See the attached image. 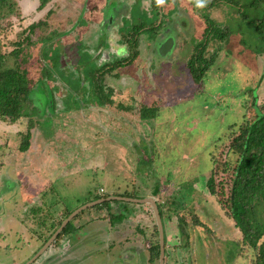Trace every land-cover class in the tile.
<instances>
[{
  "label": "rangeland",
  "instance_id": "374dc122",
  "mask_svg": "<svg viewBox=\"0 0 264 264\" xmlns=\"http://www.w3.org/2000/svg\"><path fill=\"white\" fill-rule=\"evenodd\" d=\"M15 1L13 13L2 20L1 40L4 43V52L13 50L16 46L12 42L23 40L29 26L38 19L43 20L45 17L48 23L36 28L31 41L29 43L25 41L23 50L21 49L16 57L8 56L6 62L8 66L12 65L14 59L17 65L27 68L35 84H40L36 87L34 85L32 92L36 90L33 98L37 101L34 103L37 112L39 111L40 116L46 117L40 123L41 131L47 132L45 135L48 139L54 140L47 146L54 149L49 159L53 155L58 159L61 152L54 146L56 141L62 142L66 138H72L73 143L80 140L81 143L76 145H80V152L82 150L85 152V156L80 159L79 169L73 175L59 176L52 183L53 188L49 190V196L54 201L61 202L63 206L65 204L69 209L86 203L90 194H95L102 187L104 191L113 193L117 189L115 187L119 186L122 189L120 193L130 195L128 197L136 196L139 188L150 182L161 184L163 189L164 187L170 189L173 184L166 178L173 176V169L181 168L188 170L190 178L181 180L184 182H181V190L173 192V201L176 204L173 207L180 210L183 203L190 201L189 194L192 196L196 194L195 184L198 181L202 182L207 177L205 174L215 168L216 162L211 159V154L216 141L223 137L230 124L239 125L244 119L245 103L250 98L257 97L260 99L259 102L264 99V4L258 0L252 4H250L252 0H236L235 4L232 3L235 0H220L223 1L222 8L219 0L217 2L214 0L209 14L214 20L217 18L218 22L213 24H217L221 33L227 30L229 34L224 42L211 40L209 50L219 48L220 42L222 47L218 50L216 62L203 75L201 81L196 82L192 78L187 65L189 55L177 54L178 58L174 60L172 57L169 58L173 52L167 55L168 62L160 71L156 72L158 67L152 68L154 78L150 85L152 87H148L145 92L143 89L140 90L137 92V98L130 97L123 103L118 101L119 99L113 101L110 97H106L109 100L107 101L101 99V95L81 90L73 74L61 71V76L57 77L55 73L58 72L62 60L75 67L81 64L89 67L90 52L76 51L77 42L66 40L61 42L55 38L42 40L49 35L50 25L56 27V24L64 21L65 17L54 14L45 16L49 7L40 9L37 0ZM204 1L199 0L200 4ZM87 2L89 8L90 0ZM112 2L114 0H91L92 5L98 7L109 3V7L112 8ZM202 10L203 8H198L199 12ZM144 20L150 21V17ZM179 21H185L186 24L183 26L187 27L186 19L180 18ZM191 35L194 39L201 36L195 29L191 31ZM155 58H160L158 61L164 59L160 54ZM93 66L91 64V67ZM43 75L45 78L41 82ZM71 87L82 91V94H79L81 101ZM54 109L58 114L61 112V116L58 114L53 116L56 119L55 123L48 119L50 113L54 114ZM21 141V136L16 138L14 134L0 130V163L3 165L0 166L1 177L5 168L10 170V163L19 158L16 153L20 150ZM64 144L63 147L68 146ZM82 146L89 147V151H85ZM229 146L228 141L223 150L219 151L218 163L225 160ZM66 150L68 149L63 150L66 152L63 157L71 156V152ZM217 168L215 174L218 193L214 194V198L227 209L234 175L231 172H221ZM13 177L21 178L18 175L7 174L10 181ZM135 187V192H131ZM117 202H109V208H112L114 203L128 208L132 204ZM194 207L189 209L193 210ZM9 208H13V205ZM255 208L254 213L258 219L264 221L262 204ZM166 211L168 212L166 216L168 214L171 216V212L168 209ZM30 213L38 217L40 223H45L46 215L48 216L44 214L46 211L43 208L41 210L32 208ZM88 213L92 217L98 215L100 211L90 210ZM163 216L165 222L164 213ZM5 217L14 220L7 213ZM113 219L117 217L114 216ZM112 222L114 226L117 224V220ZM9 223V226L3 224L6 228L1 229V235L6 236L7 242L18 243L14 238L15 232L22 226L19 222ZM101 226L105 231L109 230L107 224L102 223ZM89 228L93 230L96 227ZM237 246L241 251L243 264H251L255 252L252 248L242 251L240 243L232 245V242L226 244L220 242L218 254L226 252L229 256L230 252L236 251ZM4 248L6 247L3 245L0 249ZM145 249L139 244L136 253H146ZM125 251L123 248V254H126ZM200 251L201 247L196 243V255L199 258ZM145 253L142 254L143 258L141 256L143 264L146 262ZM4 254L9 255V251L2 253L1 250V262L8 257ZM227 256L225 257L228 258ZM201 262L200 259L198 264Z\"/></svg>",
  "mask_w": 264,
  "mask_h": 264
},
{
  "label": "flooded vegetation",
  "instance_id": "af4514ba",
  "mask_svg": "<svg viewBox=\"0 0 264 264\" xmlns=\"http://www.w3.org/2000/svg\"><path fill=\"white\" fill-rule=\"evenodd\" d=\"M62 1L37 0L40 9L49 7L45 16L54 14L65 17L56 27L50 25L49 35L42 40L55 38L61 42H77L76 51L90 52L91 55L88 60L89 67H85V64L75 67L62 60L61 69L55 73L56 76H61V71L73 74L81 90L101 97L105 95L107 101L109 100L106 97L113 101L119 99L122 103L127 102L130 97L137 98V92L140 90L145 92L148 87H152V68L158 67L156 72L160 71L169 58L176 60L177 54L189 55V63L195 47L204 40L208 21L214 20L209 14L210 7L213 6L212 0H203L202 4L199 0H114L112 8L109 3L99 7L93 6L91 0L89 8L87 0ZM222 2H219L220 7ZM235 2L236 0L232 3ZM9 4L10 7L6 8L8 10H3L2 14L5 16L1 21L13 13L16 1L9 0ZM199 7L203 8L201 12L198 11ZM146 17H150V21H145ZM180 18L187 20L186 28L183 26L186 22H180ZM42 19L29 26L27 43L31 41L36 28L48 24L45 17ZM214 22L217 23L218 19ZM193 29L201 34L199 38L192 37ZM170 53H173L172 56L166 58ZM157 54L164 59L158 61L160 58H155ZM14 61L13 59L9 67H14ZM91 64L94 66L91 67ZM123 78L125 80L121 81ZM71 88L81 101L82 91ZM104 194L106 193L98 191L80 206L71 209L63 207L61 216L49 218L48 215L45 223H40V230L32 232L25 242L23 241L25 244L21 249L10 246L0 249V253L1 250L2 253L9 251V255L4 254L8 257L0 261V264H143L141 256L145 252L136 253L139 244L146 248L145 264H159L160 255L157 259L153 257L154 245L160 243L155 216L152 218L155 222L154 240L145 239L140 233L132 231L135 225L139 224L144 228L147 223L146 218L137 215L131 219L130 227L123 223L117 231L112 221L117 220L116 223L120 224L124 219V209L121 204L114 203L112 208H109L108 204L116 201L88 206L68 219L73 211L85 204L107 198L103 197ZM90 210H99L100 213L90 217ZM114 216L117 219H113ZM66 221L68 222L64 228L55 235ZM102 223L109 226L108 231L103 229ZM90 226L96 228L90 230ZM69 242H72V245ZM29 245L31 251L27 248ZM123 248L126 254H123Z\"/></svg>",
  "mask_w": 264,
  "mask_h": 264
},
{
  "label": "crops",
  "instance_id": "0c3cea01",
  "mask_svg": "<svg viewBox=\"0 0 264 264\" xmlns=\"http://www.w3.org/2000/svg\"><path fill=\"white\" fill-rule=\"evenodd\" d=\"M259 1L264 4V0ZM36 108L34 104L28 105L25 103L22 109L24 112L15 122L0 118V130L14 134L16 138H19L21 133H25L28 128L31 131L29 149L26 151L18 150L16 156L19 158L15 162L10 163V170L9 168H5L3 177L0 176V248L4 245L5 247L10 246V248L21 249V246L25 244L26 238L32 232L40 230L39 218L30 213L32 208L39 210L43 208L46 211L44 214H48L49 218L61 216L63 207L65 209L68 207L65 204L63 206L59 201H54L49 196V190L53 188L52 183L59 176L66 174L73 175L81 165V157L85 156V152L82 149L83 153L79 151L80 145H76L81 143L80 140H77V143H73L72 138H64L65 140H62V142L56 141L57 143L54 146L61 152L59 153L60 155L58 154V159H56L55 155L49 159L54 149L47 146L53 143L54 140L48 139L45 135L47 132L42 133L40 123L46 117L40 116ZM57 114L54 109V114L50 113L48 119H51L55 123L56 119L53 116H61V112ZM64 143L68 144V146L63 147ZM82 148L85 151H89V147L87 146H82ZM65 149L71 152V156L63 157L66 153L63 152ZM0 164V166H3L2 163ZM172 171H174L173 176H169V179L166 178V180L172 182V188L164 187V190L161 184L156 185L150 182L146 183L145 187L139 188L138 194H136L138 197L133 196V198L154 197L158 203H163V213L166 218L164 222V216H162L165 229L166 264H198L200 259L203 262L201 264H243V259H241L242 254L238 246L236 251L233 250L229 253V256H227L228 253L226 252L218 254L220 242L225 244L232 242V245L240 243L241 245L240 237L242 238V232L236 221L227 215V209L216 202L214 195L209 191L207 181L211 175V171L205 174L207 177L202 182L198 181L195 184L196 194L194 196L189 194L190 201L183 203L180 210L173 207V205H176L173 201V192L181 190V180H186V177L190 178V174L188 170H181V168L178 170L173 169ZM7 174L18 175L21 178L16 179L13 177L10 181L7 178ZM16 180H20L21 182ZM115 188L121 194L120 191L122 189L119 186ZM132 189L133 191L131 192L134 193L136 187ZM122 196L128 197L130 195L122 194ZM10 205H13V208H9ZM192 206L195 207L193 210H190L189 207ZM122 207L126 211L127 206ZM129 208L133 210L129 216L130 221L135 215L146 218L147 223L144 226L146 233L148 231L146 238L151 240L156 239L155 222L152 219L154 217L152 206L149 203H132ZM166 209L171 212V216L169 214L166 216L168 213ZM52 210L54 211L52 212ZM5 213L8 216H12L14 220L6 219ZM179 216H182L184 219L182 225L179 222ZM9 222H17V224L19 222L20 226H22L18 227L15 232L14 238L18 240V243L7 242L6 236L1 235V229L6 228L3 224L8 225ZM121 225H116L115 228L117 229ZM125 225L130 227L129 223ZM138 227L139 224L135 225L132 231L138 233ZM117 231L119 230L117 229ZM196 243L201 247V258L196 255ZM30 247L31 245L27 248L29 249ZM29 250L31 251V249Z\"/></svg>",
  "mask_w": 264,
  "mask_h": 264
},
{
  "label": "trees",
  "instance_id": "16d2710c",
  "mask_svg": "<svg viewBox=\"0 0 264 264\" xmlns=\"http://www.w3.org/2000/svg\"><path fill=\"white\" fill-rule=\"evenodd\" d=\"M254 1L252 0L250 4ZM219 2L221 1L219 0ZM212 3L215 1L212 0ZM8 7H10L9 0H0V117L15 122L24 112L22 109L25 103L28 105L35 103L36 100L33 97L36 95V90L32 92L33 86L36 87L40 84H35L28 70L22 68L21 65H17L15 62L14 67H9L6 62L7 56L16 57L21 49L23 50L24 42L29 40L28 36L18 42H12L16 47L10 52L3 51L1 18L5 16L2 14L3 10ZM220 31L221 29L212 21H208L204 40L194 49L188 68L196 82L201 81L203 75L216 62L218 50L222 47L221 42H224L229 34L227 30L222 33ZM213 39L221 42L219 48L211 51L209 46ZM44 78L43 75L41 82L44 81ZM102 97L105 99V95ZM245 108L244 119L239 125L230 124L223 137L216 141L211 159L216 162L215 168L218 167L217 169L221 172H231L234 175L230 196L227 200V215L236 221L242 232V251L252 248L255 257L251 264H264V240L262 241L264 221H260L257 214L254 213L256 206L262 204L264 208V99L259 102L257 97L250 98L245 103ZM21 138L20 150L26 151L29 149L31 141L29 128L25 133H21ZM228 141L230 146L226 158L218 163V153L223 150ZM215 168L211 169V175L207 181L208 189L213 195L218 193ZM111 194H119V191L106 193L103 197H109ZM92 195L91 193L90 196ZM158 204L163 216V203L159 202ZM179 220L182 225L183 217L179 216ZM159 255L160 243H155L153 257L157 259Z\"/></svg>",
  "mask_w": 264,
  "mask_h": 264
},
{
  "label": "water",
  "instance_id": "95a60500",
  "mask_svg": "<svg viewBox=\"0 0 264 264\" xmlns=\"http://www.w3.org/2000/svg\"><path fill=\"white\" fill-rule=\"evenodd\" d=\"M105 201H126V202H131V203H149L152 207H153V212H154V216L156 218V222L158 225V230H159V236H160V259H159V264H165V257H166V246H165V230H164V223H163V217L161 215L160 212V208H159V204L157 203V201L155 200L154 197H150V198H133V197H125V196H119V195H111L107 198L101 199V200H97V201H92L89 202L87 204H85V206L80 207L79 209L73 211V213H71V215L69 216V220L75 216L77 213H79L80 211H82L83 209L87 208L88 206H92V205H96L98 203H102ZM132 208H126V211H124L123 216L124 219L121 221L120 224L123 223H130V214L132 213ZM68 220V221H69ZM64 222V224L59 228V230L56 232L55 235H57L59 233V231H61L64 226L67 224V222ZM116 225H119L118 223ZM115 225V227H116ZM138 230L143 237H147V233L146 230L139 225ZM74 242V241H73ZM72 245V242H69ZM68 243V244H69Z\"/></svg>",
  "mask_w": 264,
  "mask_h": 264
},
{
  "label": "built area",
  "instance_id": "2783aa9c",
  "mask_svg": "<svg viewBox=\"0 0 264 264\" xmlns=\"http://www.w3.org/2000/svg\"><path fill=\"white\" fill-rule=\"evenodd\" d=\"M100 192H104V189H103V188H101Z\"/></svg>",
  "mask_w": 264,
  "mask_h": 264
}]
</instances>
